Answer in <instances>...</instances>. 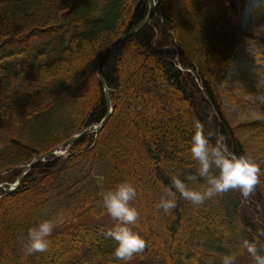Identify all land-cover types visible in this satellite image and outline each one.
Wrapping results in <instances>:
<instances>
[{
    "label": "trees",
    "instance_id": "obj_1",
    "mask_svg": "<svg viewBox=\"0 0 264 264\" xmlns=\"http://www.w3.org/2000/svg\"><path fill=\"white\" fill-rule=\"evenodd\" d=\"M248 1L157 0L151 21L107 52L104 125L35 163L14 191L0 188V264H221L225 254L253 264L241 242L256 236L264 254V176L247 197L236 189L194 206L178 195L167 214L155 206L173 176L198 168L187 150L194 121L264 169V119L234 126L222 101L227 70L255 37L242 25ZM147 13V0H0V183L101 121L96 63ZM253 14L264 22V4ZM125 181L140 212L129 227L146 242L127 262L113 256L106 232L118 222L102 201ZM43 220L56 222L49 248L28 255V230Z\"/></svg>",
    "mask_w": 264,
    "mask_h": 264
},
{
    "label": "clouds",
    "instance_id": "obj_2",
    "mask_svg": "<svg viewBox=\"0 0 264 264\" xmlns=\"http://www.w3.org/2000/svg\"><path fill=\"white\" fill-rule=\"evenodd\" d=\"M194 131L188 146L191 159L198 165L195 173L171 178V184L165 189L159 202L155 205L164 213H170L177 207V197L189 201L194 206L203 205L207 200L220 196L231 190L239 189L243 196H249L264 176L261 168L250 156L237 155L230 151L223 135L215 136L205 130L204 124L194 121ZM203 181L202 188L191 187L190 183ZM138 195L137 187L132 182H121L102 194L103 207L118 222L115 230L106 232V236L117 242L113 251L116 260L127 262L145 248V240L129 225H134L139 210L132 205ZM56 222L43 220L28 230L24 245L28 255L48 250L49 237L55 230ZM264 235V233H261ZM259 236L252 240L244 239L241 248L252 257L253 264H264V254L258 249ZM235 254H225L221 264H235Z\"/></svg>",
    "mask_w": 264,
    "mask_h": 264
},
{
    "label": "rangeland",
    "instance_id": "obj_3",
    "mask_svg": "<svg viewBox=\"0 0 264 264\" xmlns=\"http://www.w3.org/2000/svg\"><path fill=\"white\" fill-rule=\"evenodd\" d=\"M262 1L264 0L249 2L243 25L247 31L253 32L255 37L241 45L238 59L226 75V93L222 101L228 119L234 126L264 119V66L261 64L263 56L260 53V50H264V42L261 41L264 37V22L257 20L254 14L250 15L251 8Z\"/></svg>",
    "mask_w": 264,
    "mask_h": 264
},
{
    "label": "water",
    "instance_id": "obj_4",
    "mask_svg": "<svg viewBox=\"0 0 264 264\" xmlns=\"http://www.w3.org/2000/svg\"><path fill=\"white\" fill-rule=\"evenodd\" d=\"M148 5H149V10L147 15L136 25H134L133 27H131L129 30H127L125 33H123L122 35H120L117 39H115L110 45H108V47L105 49V51L103 52V54L101 55L100 59L98 60L96 66H95V72L96 75L98 77V80L100 81L102 87H103V92H104V96L106 99V104L108 107V111L105 114V116L103 117V119L100 121V123H98L97 125H95L93 128L91 127H87L85 128L83 131L74 134L73 136H71L69 139H67L61 146L67 145V144H71L73 142H75L79 137L92 133V132H98V130L103 126V124L105 123V121L109 118L112 107H111V96L109 93V90L107 88V85L105 83V80L103 78V76L101 75L100 72V64L103 61L105 55L107 54V52L117 43H119L120 41L124 40L126 37L130 36L131 34L137 32L138 30L142 29L146 24H148L151 21V17L154 13L155 10V6H156V1L155 0H148ZM55 153V151H49L47 153H44L42 155H39L37 158L33 159L23 170V172L20 174V176L17 178L16 183H14L12 185L11 188H8L7 191L11 192L13 191L15 188H17L19 186V184L21 183L23 174L28 171L35 163L44 160L46 157L50 156L51 154ZM1 187V185H0Z\"/></svg>",
    "mask_w": 264,
    "mask_h": 264
}]
</instances>
